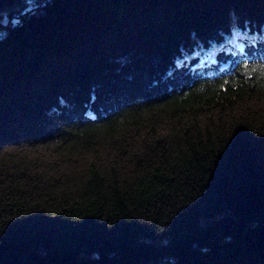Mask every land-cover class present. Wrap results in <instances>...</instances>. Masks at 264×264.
<instances>
[{
    "label": "trees",
    "instance_id": "1",
    "mask_svg": "<svg viewBox=\"0 0 264 264\" xmlns=\"http://www.w3.org/2000/svg\"><path fill=\"white\" fill-rule=\"evenodd\" d=\"M232 19L264 0H0V112L40 79L0 138V264H264V56ZM54 140L97 154L25 151Z\"/></svg>",
    "mask_w": 264,
    "mask_h": 264
},
{
    "label": "rangeland",
    "instance_id": "2",
    "mask_svg": "<svg viewBox=\"0 0 264 264\" xmlns=\"http://www.w3.org/2000/svg\"><path fill=\"white\" fill-rule=\"evenodd\" d=\"M235 8H236V6L232 9V11L234 13L237 11ZM13 17H16V16H13ZM222 18L226 19L229 17H228V15L227 16L224 15V16H222ZM231 21H232V23L238 22V23H236L237 25L232 26V28H233L234 33H235V39L237 41L239 54L241 56H245V57H248L251 55L264 56V22L262 23L261 26H259L258 24H256V22L253 19H242L239 21L232 19ZM240 21H242V22H240ZM258 29H260V34H259V32H257ZM252 30H254L255 32H252ZM216 33H217V31L212 30L210 33H206L201 38L197 37L196 41H198V42H195L192 46H190L192 48V50H190V53L187 54V51H185L184 55H186V57H182L180 60L187 62L190 59H192L194 57V53L196 51V45L203 44L205 42L203 40V38H206L207 36H214ZM244 33H248L247 34L248 37H246V39L252 40V44H254V45H251V47L245 46L244 37H243ZM191 34H193V33L191 32ZM96 35L97 36L101 35V32H97ZM92 38H89V39L95 40L94 37H92ZM101 38H103V36ZM195 38H196V35H195ZM71 51H73V50H71ZM52 52L54 53V51H52ZM45 63L47 65L48 64L51 65L52 64L51 58H48V60L45 61ZM45 63H44V65H45ZM53 63H58L57 59L54 60ZM56 65H59V64H56ZM192 67H196V66L192 65V64H189V65L182 64V67H180V68L183 70L187 69L188 71H191ZM51 68H53L52 65L48 66L46 69H51ZM23 77L24 76H22L19 81L13 80V83L15 85H17L16 86L17 88L14 87L13 92L10 93V96H12V97L10 99H8L9 101L6 102V104H7L6 107L8 108L6 110V112L5 113L0 112V115H1L0 116V120H1L0 121V138H2V139H5L4 137H10L12 135V133L14 132V127H16V126L18 127L20 124L19 121L16 119H18L19 117L21 118L22 112L19 110V107L17 106L16 103H18L19 100L20 101H26L28 99L27 98L28 93L30 91L38 88L39 82H36V81H40V79L29 80V79H25ZM32 77L34 78V76H32ZM6 94H8V93H6ZM40 95H42V94H40ZM17 99H19V100H17ZM260 105H262V104H260ZM76 110H80L78 106L76 107ZM2 116H5V118H2ZM96 142H97V140H96ZM108 142H109V140L102 141L101 145L98 147V155H100L104 159L105 163H107V160H108V162L110 160V158L107 157L108 156L107 151H106L107 148L105 145ZM75 146H77V145L69 146V145H65L62 141L54 140V141H48L45 143H41L37 146L33 145L32 148L30 145H28V147L26 148L27 150H25V151L26 152L29 151L31 153V155L39 156V154H41L43 156H40V157L44 158L45 160H49L50 162H53L56 165L63 167L64 169H66L71 174L76 169H78L77 165H75V164L78 163L79 160L82 159L81 160L82 162L85 161L83 163V165L81 166V168L79 169V170H82L83 168H85V164L89 160V158L94 157V155L97 154V149L93 150L92 148H90V146L85 147V146L81 145V147H78V148H76ZM7 147L8 148H6L5 150L15 151L16 154H18L22 150V148H17V147L16 148L9 147V146H7ZM30 158H33V156H30ZM65 159L68 160V163L63 162V161H66ZM46 164H48V162ZM73 166H75V167L73 168ZM63 168H60L58 170V172H61L63 170ZM238 264H243V260H240Z\"/></svg>",
    "mask_w": 264,
    "mask_h": 264
},
{
    "label": "snow or ice",
    "instance_id": "3",
    "mask_svg": "<svg viewBox=\"0 0 264 264\" xmlns=\"http://www.w3.org/2000/svg\"><path fill=\"white\" fill-rule=\"evenodd\" d=\"M243 67L247 75H251L253 71H259L261 75L264 76V65H261L259 66V68L256 69L250 68L248 64H245ZM225 83H228V81H225ZM233 86H236L235 83L233 84Z\"/></svg>",
    "mask_w": 264,
    "mask_h": 264
}]
</instances>
